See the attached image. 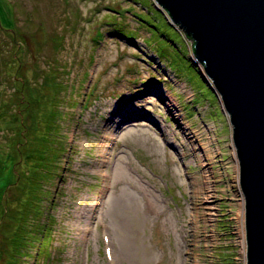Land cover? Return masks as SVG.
I'll list each match as a JSON object with an SVG mask.
<instances>
[{
  "label": "rangeland",
  "instance_id": "374dc122",
  "mask_svg": "<svg viewBox=\"0 0 264 264\" xmlns=\"http://www.w3.org/2000/svg\"><path fill=\"white\" fill-rule=\"evenodd\" d=\"M15 37L28 70L22 91L3 88L17 112L0 120V144L24 149L41 132L54 93L45 75L67 84L59 100L68 151L49 184L51 255L42 260L40 240L24 264H219L228 244L229 263L245 264L230 118L191 40L155 0H0V58ZM10 166L0 169L6 189L19 176ZM3 220L0 264H8L17 221ZM105 233L116 261L105 255Z\"/></svg>",
  "mask_w": 264,
  "mask_h": 264
},
{
  "label": "water",
  "instance_id": "95a60500",
  "mask_svg": "<svg viewBox=\"0 0 264 264\" xmlns=\"http://www.w3.org/2000/svg\"><path fill=\"white\" fill-rule=\"evenodd\" d=\"M191 36L229 116L245 195V264H264V0H155Z\"/></svg>",
  "mask_w": 264,
  "mask_h": 264
},
{
  "label": "trees",
  "instance_id": "16d2710c",
  "mask_svg": "<svg viewBox=\"0 0 264 264\" xmlns=\"http://www.w3.org/2000/svg\"><path fill=\"white\" fill-rule=\"evenodd\" d=\"M113 25L114 30L117 33H121V28H117L114 22H109ZM1 24V28H2ZM185 33V32H184ZM102 35V32L99 33ZM186 37L191 40V36L185 33ZM61 36V35H60ZM15 41L11 44V50H9L8 59L0 58V120L7 117L16 116V104L13 105V109H7L3 102V92H6L4 86L8 87L10 84L14 86V91H22L21 86L26 82V73L23 69L28 67L23 65V57L17 52V48L24 45L23 41H18L16 37ZM61 43V40L59 41ZM60 45V44H58ZM193 45V44H192ZM2 42H0V50ZM21 64V67L20 65ZM37 72V70H36ZM54 72L53 81L48 76H44L43 82L53 83L54 93L50 104V107L42 115L41 124L42 130L39 134H36L33 139L28 137L24 149L22 146L14 151V148H8L0 144V169L8 170L11 168V163H15V170L18 173V180L12 188L6 189L4 181L0 178V193L6 195V205L0 203V215L3 212L2 222H0V228L3 225V218L9 216H15L16 224L14 225L13 234L10 240V262L8 264H24L22 258L26 254L27 250L31 246H36V243L42 240L44 249L42 250V260L44 257H50L47 245L51 244L54 240L53 229L51 227V215L50 211L54 209L56 200L50 195L49 184L54 182L57 177L63 175V161L66 158V152L68 151V140L65 131L64 120V105L65 98L59 100L61 96L62 87H67L64 80H57L56 76L58 72ZM36 76L35 79L38 80ZM7 80V82H6ZM8 84V86H7ZM64 88V89H65ZM68 104V103H67ZM10 110V111H8ZM6 120V119H5ZM24 124V129L27 130L28 126ZM8 144V143H6ZM11 162V163H10ZM20 166L25 168L24 173H21ZM14 175V170L9 171L8 177H5L6 181L9 177ZM63 179V176L61 177ZM47 184V185H46ZM6 189V190H5ZM11 189H13L11 191ZM13 195V197H9ZM3 197V196H2ZM11 209L15 207L14 209ZM2 223V224H1ZM228 244L226 247L229 251L227 253L222 252L221 262L219 264H230L231 260V247ZM230 247V248H229ZM46 248V249H45ZM41 252V251H40Z\"/></svg>",
  "mask_w": 264,
  "mask_h": 264
},
{
  "label": "bare ground",
  "instance_id": "6f19581e",
  "mask_svg": "<svg viewBox=\"0 0 264 264\" xmlns=\"http://www.w3.org/2000/svg\"><path fill=\"white\" fill-rule=\"evenodd\" d=\"M129 116V115H128ZM126 120H129V118H127ZM243 194H244V192H243ZM243 213H245V211H243ZM245 221H243V223H244ZM242 223V224H243ZM244 229H245V224H244ZM241 232H242V234L244 233V232H246V230L244 231V230H241ZM110 237H111V235H110ZM113 239H112V237L111 238H109V241H108V244H107V246H110V248H111V260H115L116 261V257L118 256L117 255V253H116V250H115V248H114V246H113ZM242 243L244 244V246H246V238H245V233H244V239L242 240ZM113 246V247H112ZM246 248V247H245ZM114 254V255H113ZM245 262H246V258H245Z\"/></svg>",
  "mask_w": 264,
  "mask_h": 264
}]
</instances>
